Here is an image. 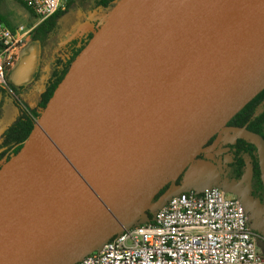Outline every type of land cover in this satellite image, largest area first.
<instances>
[{
  "label": "water",
  "instance_id": "obj_1",
  "mask_svg": "<svg viewBox=\"0 0 264 264\" xmlns=\"http://www.w3.org/2000/svg\"><path fill=\"white\" fill-rule=\"evenodd\" d=\"M38 58L28 42L8 83L29 84ZM263 88L264 0H118L0 162V264H74L170 197L218 187L171 194L233 135L264 179L261 138L225 125Z\"/></svg>",
  "mask_w": 264,
  "mask_h": 264
},
{
  "label": "built area",
  "instance_id": "obj_2",
  "mask_svg": "<svg viewBox=\"0 0 264 264\" xmlns=\"http://www.w3.org/2000/svg\"><path fill=\"white\" fill-rule=\"evenodd\" d=\"M29 28L0 23V89L34 28L72 0H18ZM74 264H264L243 205L219 187L170 197L139 224L111 236Z\"/></svg>",
  "mask_w": 264,
  "mask_h": 264
},
{
  "label": "trees",
  "instance_id": "obj_3",
  "mask_svg": "<svg viewBox=\"0 0 264 264\" xmlns=\"http://www.w3.org/2000/svg\"><path fill=\"white\" fill-rule=\"evenodd\" d=\"M14 1L24 8L18 0ZM74 1L81 3L83 0L68 1L62 11L55 12L48 19L39 23L32 32L30 42H37L39 45L43 44L45 46L48 39L55 38V34L58 31L57 22L66 12L72 11L73 6L78 7V5H73ZM84 1L85 7L83 9L92 12L96 9L106 10L118 0ZM25 10L29 13L27 9ZM29 15L31 14L29 13ZM0 23L12 30L9 23L1 14ZM90 38L91 35L87 34L81 42H79L80 40H72L70 42L72 47L76 46L69 53V57L64 66L58 67L55 62L44 68L41 73H39L40 69L35 73L34 80L38 82L40 88H38L39 90L35 95L31 107L25 106V103L21 99L22 96L16 93V90H19L21 87L15 88L6 80L7 91L12 97L17 98L19 103L26 108L24 111H20L17 104L6 95L4 90L0 89V160L9 151L10 155L4 161H7L10 156L18 152L22 143L32 131L35 121L44 109L52 92L65 75L70 63L84 48ZM225 125L232 128H243L259 136L263 142L264 149V88L235 113ZM213 138L214 136L207 141V146L212 143ZM220 150L222 152L221 155L224 154L227 157L225 165L226 178L233 182L243 181L246 184L247 196L257 201L260 205H264V179L257 162L255 146L248 139L233 135L231 141H225L221 144ZM179 179L180 176L174 182L175 186L178 185L177 182H179ZM167 187H169V184L165 185L153 197L152 201H156L162 195V191ZM262 254L264 255V253Z\"/></svg>",
  "mask_w": 264,
  "mask_h": 264
},
{
  "label": "rangeland",
  "instance_id": "obj_4",
  "mask_svg": "<svg viewBox=\"0 0 264 264\" xmlns=\"http://www.w3.org/2000/svg\"><path fill=\"white\" fill-rule=\"evenodd\" d=\"M116 3L106 10H94L85 17V19L83 20L84 22L72 26L71 31L69 29H66L64 26L66 25V23L68 24L69 22L73 21V15L69 12H66L57 22L58 31L55 34V38L52 37L48 39L46 41L47 45L45 44V47L53 48L55 42L61 36H63V34H65L66 37L64 36L61 39L60 43H62V40L64 43H66L67 40L71 39L83 40L87 34L94 36L111 16ZM73 5H78V7L81 6V8L83 9L85 7V1L83 0L81 3L74 1ZM0 14L3 17L5 16L7 18L12 29L17 26H24L25 28H29L34 23V21H32L31 17L29 16V13L14 0H0ZM58 47V45L55 46L52 52L57 51ZM38 88H40L39 85ZM5 92L6 95L17 104L20 111L25 110L26 107L21 105L17 98L12 97V95L7 90ZM36 94L37 92L35 93V91L33 92V90L26 91V98H21L25 103L24 105L31 107ZM219 152H217V160L216 150L214 151V153H212L210 160H206L202 155H199L197 158H195L194 162L186 167L179 179V186L173 188L171 190V194H175L176 192L188 187L197 189L212 184L217 185L221 188L220 185H222V190L226 196L234 197L242 203L246 211L247 219L251 223V226L253 228V232L254 234H256V236H258V250L259 252L264 253V205H260L259 203H257V201L247 197V194V199L244 197L245 188H243V186L246 185L243 182L236 183L233 181H229L226 178L225 165L227 162V157L224 154L221 155L222 152ZM216 161L219 162V165H216ZM220 181L222 182L219 183ZM138 221L139 220H137V222ZM260 235H262L263 237Z\"/></svg>",
  "mask_w": 264,
  "mask_h": 264
},
{
  "label": "flooded vegetation",
  "instance_id": "obj_5",
  "mask_svg": "<svg viewBox=\"0 0 264 264\" xmlns=\"http://www.w3.org/2000/svg\"><path fill=\"white\" fill-rule=\"evenodd\" d=\"M93 12V11H92ZM70 14H72L73 15V21L72 22H69L68 24L66 23V25L64 26L66 29H69L70 31H71V27L72 26H74L75 24H81L82 22H84L83 20L85 19V17L88 15V14H90L91 12H88V10L87 9H82L81 7H75V6H73L72 7V11H70L69 12ZM57 36V35H56ZM66 37V35L65 34H63V36H61L56 42H55V44L53 45V48H46L45 46H43V44L42 45H39V58H38V65H37V69H36V72L39 70V73H41L42 72V70L44 69V68H46L47 66H49L51 63H55L56 62V64H57V66L58 67H60V66H64L65 65V63L67 62V59H68V57H69V53L73 50V49H75V46H73L72 47V45H70V42L72 41V40H76V39H71V40H67V42L66 43H64L63 42V40H62V43H60V41H61V39L63 38V37ZM85 38V37H84ZM76 41H78V40H76ZM81 41H83V40H80L79 42H81ZM29 42H30V40H29ZM60 43V44H59ZM59 46L58 47V50L57 49H55V50H57V51H55V52H52L53 51V49L55 48V46ZM35 72V73H36ZM35 76V75H34ZM15 88H19V87H15ZM28 90H33V92L35 91V93L37 92V90H38V82L36 81V80H34V77H33V79H32V81L29 83V84H27V85H25V86H22L21 88H19V90L17 89L16 90V93H18L19 95H21L22 96V98H26L25 97V95H26V91H28ZM24 95V96H23ZM214 139V138H213ZM213 141V140H212ZM10 155V151L9 152H7L3 157H2V159L0 160V162L1 161H3V160H5V158L7 157V156H9ZM222 181H220L219 183H221ZM237 183V182H236ZM243 184V183H242ZM245 184V183H244ZM246 185V184H245ZM221 186V190H222V185H220ZM243 186V185H242ZM243 188H245V192H244V197L247 199V197H246V192H247V188H246V186H243ZM170 190H171V188H170V186L169 187H167V188H165L164 189V191H162V195H164L166 192H168V194H169V192H170ZM223 191V190H222ZM235 193V192H234ZM167 194V195H168ZM161 195V196H162ZM234 198V197H233ZM236 199V198H235ZM238 200V199H237ZM239 201V200H238ZM240 202V201H239ZM241 203V202H240ZM242 204V203H241ZM245 210V209H244ZM245 214H246V211H245ZM247 216V215H246ZM248 224L250 225V227H251V230H252V233L254 234V232H253V228H252V226H251V223L248 221ZM260 236H262V235H260ZM254 237H255V240H256V244H257V237L258 236H256V234H254ZM263 237V236H262ZM264 238V237H263Z\"/></svg>",
  "mask_w": 264,
  "mask_h": 264
},
{
  "label": "crops",
  "instance_id": "obj_6",
  "mask_svg": "<svg viewBox=\"0 0 264 264\" xmlns=\"http://www.w3.org/2000/svg\"><path fill=\"white\" fill-rule=\"evenodd\" d=\"M32 19V21L34 20L33 17L31 15H29ZM4 18L6 19V21L8 22L7 18L4 16ZM9 23V22H8ZM14 29V28H13ZM246 176V175H245ZM243 180V179H242ZM239 182H243V181H239Z\"/></svg>",
  "mask_w": 264,
  "mask_h": 264
}]
</instances>
